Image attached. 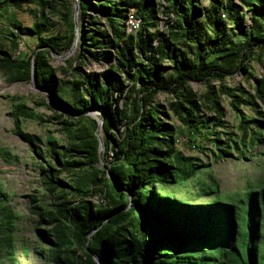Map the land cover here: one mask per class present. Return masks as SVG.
<instances>
[{
    "label": "trees",
    "instance_id": "trees-1",
    "mask_svg": "<svg viewBox=\"0 0 264 264\" xmlns=\"http://www.w3.org/2000/svg\"><path fill=\"white\" fill-rule=\"evenodd\" d=\"M57 1L0 0V14L37 6L30 10L31 25L11 16L8 28L0 27L10 48L0 40V71L9 82L31 81L35 67L37 85L52 93L46 106L68 138L59 148L49 136L43 149L42 138L25 131L19 119L42 115L24 102L15 105L14 133L39 156L42 181L55 196L45 206H31L47 246L41 256L47 254L51 264H174L171 258L178 264H264V186L229 203H188L160 190L209 166L178 147L183 132L191 148L212 150L216 160L231 157L232 147L240 158L264 143V76L255 78L251 95L226 84L255 48L264 50V0H207V5L205 0H79L78 24L74 3ZM132 9L141 18L134 34L127 31ZM52 15L62 20L64 32ZM247 18L251 25L245 27ZM23 34L34 36L36 49L16 56ZM76 39V56L68 63L72 79L63 81L55 76L52 51L68 53ZM77 60L109 61L111 67L106 73L85 72L74 65ZM212 80L220 81L218 88ZM194 81L206 84L203 94L193 90ZM160 92L171 96L167 104L155 100ZM221 94L238 112L239 140L230 134L222 140L224 131L217 129L225 126ZM242 104L254 115H246ZM91 110L99 111V118L105 114L104 160ZM173 117L185 129L173 124ZM99 195L104 203L95 200ZM0 197L6 200L8 194L0 190ZM18 218L11 205L0 207V264L14 261Z\"/></svg>",
    "mask_w": 264,
    "mask_h": 264
},
{
    "label": "rangeland",
    "instance_id": "rangeland-1",
    "mask_svg": "<svg viewBox=\"0 0 264 264\" xmlns=\"http://www.w3.org/2000/svg\"><path fill=\"white\" fill-rule=\"evenodd\" d=\"M70 3H75V0H68ZM57 2H60L59 0ZM205 0L203 5H207ZM37 8L35 4H25L21 9L8 8L0 14V27L5 31L8 28V19L11 16L16 17L23 22L24 25H31L35 20L31 9ZM52 18L59 22L57 28L62 32L65 31V25L57 15ZM243 25L250 26L251 22L247 18ZM232 27L236 28L235 25ZM242 27V26H241ZM236 31L238 29L236 28ZM240 31V30H239ZM3 33L0 32V40ZM4 49L9 50V42L6 39L2 40ZM36 49V41L33 35L23 34L20 39V46L16 52V56H21L24 53H30ZM63 57L51 55V62L55 67V76L63 81L72 79L71 69L68 68L70 60L75 59V51ZM76 66H80L85 72L94 71L96 73H106L111 67V62L103 61H87L86 64H81L79 60L75 62ZM62 68H67L64 71ZM264 76V50L255 48L246 62L245 68L240 69L233 76L226 79V84L235 87L238 86L240 91L251 95L254 92L255 78ZM217 88L220 81L212 80ZM193 90L201 95L206 90V84L203 82H191ZM167 92H160L156 99L159 102L167 104L170 99ZM52 93L49 89L40 88L34 80L9 82L5 75L0 71V190L8 194L5 200L0 197V207L2 205H11L18 213L19 218L15 223V231L13 232V258L14 261L5 259L6 264H51L48 260V255L41 256V249H47V246L42 242L41 237L37 233L39 226V216L31 210L33 205H47L55 199L47 192L43 183V175L39 170V156H37L27 142L22 140L14 133L15 121L12 112L15 110V105L19 102H24L27 106L33 108L36 113L42 115L41 118H31L19 115L20 123L25 131L39 135L43 143L41 147L45 148V143L49 136H55L59 142V148L64 147L68 143V138L59 124L58 119L54 116L53 111L46 106V103H52ZM221 105L223 107L224 127L217 128L221 133V139L225 140L228 134L231 137H236L239 140L241 130L239 129V115L237 110L231 104V98L226 94L220 95ZM240 108L246 115H254L255 111L244 104ZM264 111V106L260 107ZM205 112L210 113L208 109ZM215 115L214 113H211ZM173 124L185 129L181 122L173 117L170 120ZM206 147L214 149L211 142H202ZM178 147L186 155L198 157L197 162L209 163V166L203 167L189 180L172 185L160 187L163 194L171 197L179 198L188 203H210L221 201L225 203L231 202L233 197L245 194L248 190L259 189L264 186V143L254 145L246 150L244 155L232 147V156L225 159L216 160L212 150H201L190 147L186 133L181 134ZM105 150L103 153V160ZM49 159V155H47ZM104 162V161H103ZM65 172H61V177L67 180ZM205 190H211L212 193L206 194ZM98 201L104 203L101 196L96 197ZM95 198V199H96ZM37 199V200H36ZM4 240L1 238L0 243ZM201 258L204 253H197ZM174 264H178L177 259H167ZM215 260L201 261L199 264H217ZM180 264H190L189 262H180Z\"/></svg>",
    "mask_w": 264,
    "mask_h": 264
},
{
    "label": "water",
    "instance_id": "water-1",
    "mask_svg": "<svg viewBox=\"0 0 264 264\" xmlns=\"http://www.w3.org/2000/svg\"><path fill=\"white\" fill-rule=\"evenodd\" d=\"M74 8H75V21H76V24H78L79 0H75ZM76 43H77V39H76V42L73 45V47H72L70 52H72L75 49ZM54 54L59 56V57H63L66 54H69V52L65 53V54H58V53L52 51V55H54ZM32 80H34V82L37 84L35 67L33 68ZM97 113H100V112L97 111V110H91V111L88 112V114H90L91 116L95 117L97 119V121H98L97 134H98V137H99V147H100L99 152H100V159L103 160V153H104V150H105V144H104V140H103L102 126H103L105 114H103L102 118H99Z\"/></svg>",
    "mask_w": 264,
    "mask_h": 264
},
{
    "label": "built area",
    "instance_id": "built-area-1",
    "mask_svg": "<svg viewBox=\"0 0 264 264\" xmlns=\"http://www.w3.org/2000/svg\"><path fill=\"white\" fill-rule=\"evenodd\" d=\"M141 26V18L135 13V11L132 9L129 12L128 18H127V31L129 33H136ZM101 196V195H99ZM102 199V197H101ZM97 202H100L97 200V198L95 199ZM103 200V199H102Z\"/></svg>",
    "mask_w": 264,
    "mask_h": 264
}]
</instances>
